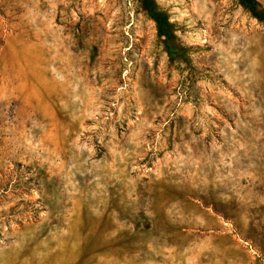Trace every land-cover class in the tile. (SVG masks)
Here are the masks:
<instances>
[{
	"label": "rangeland",
	"instance_id": "374dc122",
	"mask_svg": "<svg viewBox=\"0 0 264 264\" xmlns=\"http://www.w3.org/2000/svg\"><path fill=\"white\" fill-rule=\"evenodd\" d=\"M155 1L0 0V264H264V22Z\"/></svg>",
	"mask_w": 264,
	"mask_h": 264
},
{
	"label": "trees",
	"instance_id": "16d2710c",
	"mask_svg": "<svg viewBox=\"0 0 264 264\" xmlns=\"http://www.w3.org/2000/svg\"><path fill=\"white\" fill-rule=\"evenodd\" d=\"M239 1L255 19L264 22V8L257 0ZM140 3L144 12L155 23L169 58L172 61L184 58L187 49L178 43L174 25L170 22L168 14L158 7L155 0H140Z\"/></svg>",
	"mask_w": 264,
	"mask_h": 264
}]
</instances>
